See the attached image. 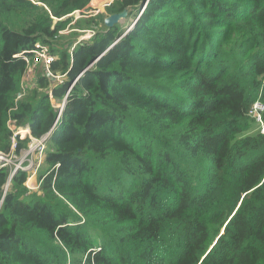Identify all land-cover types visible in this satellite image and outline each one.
Wrapping results in <instances>:
<instances>
[{
    "label": "trees",
    "instance_id": "trees-1",
    "mask_svg": "<svg viewBox=\"0 0 264 264\" xmlns=\"http://www.w3.org/2000/svg\"><path fill=\"white\" fill-rule=\"evenodd\" d=\"M103 1L0 0V151L50 131L39 193L0 169V264H264V0H116L129 31L64 41ZM36 45L63 81L15 101Z\"/></svg>",
    "mask_w": 264,
    "mask_h": 264
},
{
    "label": "built area",
    "instance_id": "built-area-1",
    "mask_svg": "<svg viewBox=\"0 0 264 264\" xmlns=\"http://www.w3.org/2000/svg\"><path fill=\"white\" fill-rule=\"evenodd\" d=\"M92 5V2L90 3ZM109 4H102L103 7H107ZM93 9H96L97 7L92 5ZM89 9V8H88ZM90 10V9H89ZM89 10L86 11H75L71 15H68V17H74L76 16H81V17H93L89 15ZM91 11V10H90ZM99 11H92L93 14H98ZM77 18H74L76 20ZM58 21V19H55ZM94 30H83L79 31L76 30V32L82 33V37L78 39V41H75L74 45L81 43V42H87L90 41L93 38V32ZM69 30H65L61 32V34H67ZM35 59L32 64H30V61L26 58L25 61L26 63L29 64V68L27 72L23 75L22 81H21V92L17 94L15 101H19L23 96L24 93L27 89H31L35 87L36 80L32 78L29 73H30V66L36 65L37 63H40L42 67H45L47 70V75L51 77L52 80L55 81L56 85H59L63 81L64 75H53L49 67L51 63L54 61L53 57L51 58L48 49L43 46L36 45L35 50L33 51ZM37 60V61H36ZM35 72V67H33V73ZM69 90L66 92L65 97L61 100V102L54 100L51 92H48L49 100L51 102V105L53 108H55L58 111H61V109L64 106L65 103V98L68 95ZM263 111V106L260 103H256L252 111L250 112V116H254L255 120L257 122H260V114ZM57 121H55L54 124H56ZM7 127L11 131V137H10V148L7 152H2L0 151V169L2 168H10L9 172V177L8 180L4 186V192H6L9 189L10 186V181L12 177L18 173V172H23L26 173V181L24 183L25 187L29 192H40V183L41 181L38 180V173L42 167V164L45 159V154H46V149H47V140L50 134V131L46 133L45 135L39 137V138H34L31 136L30 131L28 126L24 127H19L15 126L14 122L12 120L7 121ZM53 124V125H54ZM262 132L264 130L262 129ZM28 139V143L26 148L22 149L19 151L18 154H16V139ZM54 168H58V165H55Z\"/></svg>",
    "mask_w": 264,
    "mask_h": 264
},
{
    "label": "rangeland",
    "instance_id": "rangeland-1",
    "mask_svg": "<svg viewBox=\"0 0 264 264\" xmlns=\"http://www.w3.org/2000/svg\"><path fill=\"white\" fill-rule=\"evenodd\" d=\"M114 1H116V0H104L103 1V4H109V6L114 2ZM108 7V6H107ZM107 7H101V8H96V9H93V7H92V5L90 4L89 6H88V8L91 10H89L88 12H89V15L90 16H93V17H87V18H85V17H81V16H74V17H71L70 16V18H71V22L69 23V26H68V24L66 25V26H68L65 30H70L67 34H65L64 36H65V39H64V41H71V42H75V41H78V39H80L81 37H82V33H78V34H76L77 32L75 31V30H71V29H74L75 27H77L78 26V29L77 30H79V31H83L82 29H83V25H78V24H75V26H73L74 24L73 23H75L76 21H80L82 24H85V26H87V24L89 23V21L88 20H92V19H94L93 20V22H91V25H93L94 23H95V25H97V28H95L96 30H98L100 27H101V25H102V23H101V21H99V20H96L95 18H96V16L97 15H99V14H101V15H103L104 16V18H103V20H105L106 18H109V16L110 15H107L106 13H105V11H106V8ZM92 11H99L98 12V14H93L92 13ZM95 16V17H94ZM68 16H66L65 18H67ZM74 18H77L76 20H74ZM136 21V20H135ZM135 21H133V22H131V23H127V21H126V19H125V16L124 15H121V16H119V18L117 19V23L116 24H118L119 26H121V28H123L124 30H127V31H129L132 27H133V25H134V23H135ZM71 24V25H70ZM96 30H94L95 32H93V37H95L96 36ZM74 31V32H73ZM76 32V33H75ZM73 35H75V36H73ZM88 42V41H87ZM69 46V45H68ZM37 61V60H36ZM33 67H36V70H37V68L39 69V71L42 69V65L40 64V63H37L36 65H32V66H30V73H29V75L32 77L33 75L34 76H36L34 73H33ZM55 109V108H54ZM254 117V116H253ZM43 167V166H42ZM42 169V168H41ZM41 169H40V171H41ZM40 171H39V173H40ZM39 173H38V175H39Z\"/></svg>",
    "mask_w": 264,
    "mask_h": 264
},
{
    "label": "water",
    "instance_id": "water-1",
    "mask_svg": "<svg viewBox=\"0 0 264 264\" xmlns=\"http://www.w3.org/2000/svg\"><path fill=\"white\" fill-rule=\"evenodd\" d=\"M144 3H142V5H144ZM143 7V6H142ZM125 12L121 13V14H113V15H110L109 18H106L104 20V24L106 27L110 28L112 27L113 25H115L117 23V19L119 18V16L121 15H124L125 16Z\"/></svg>",
    "mask_w": 264,
    "mask_h": 264
},
{
    "label": "crops",
    "instance_id": "crops-1",
    "mask_svg": "<svg viewBox=\"0 0 264 264\" xmlns=\"http://www.w3.org/2000/svg\"><path fill=\"white\" fill-rule=\"evenodd\" d=\"M32 78H34L35 79V76L33 75V77Z\"/></svg>",
    "mask_w": 264,
    "mask_h": 264
}]
</instances>
